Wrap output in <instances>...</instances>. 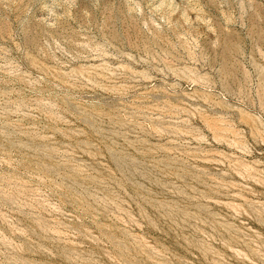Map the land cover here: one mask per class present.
<instances>
[{"label": "rangeland", "instance_id": "rangeland-1", "mask_svg": "<svg viewBox=\"0 0 264 264\" xmlns=\"http://www.w3.org/2000/svg\"><path fill=\"white\" fill-rule=\"evenodd\" d=\"M0 264H264V0H0Z\"/></svg>", "mask_w": 264, "mask_h": 264}]
</instances>
